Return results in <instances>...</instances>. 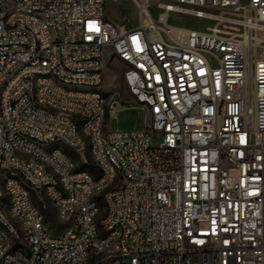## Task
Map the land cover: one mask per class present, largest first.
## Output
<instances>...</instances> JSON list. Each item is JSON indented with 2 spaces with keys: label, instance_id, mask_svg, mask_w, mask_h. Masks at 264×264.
<instances>
[{
  "label": "built area",
  "instance_id": "built-area-1",
  "mask_svg": "<svg viewBox=\"0 0 264 264\" xmlns=\"http://www.w3.org/2000/svg\"><path fill=\"white\" fill-rule=\"evenodd\" d=\"M128 1L140 34L106 20V0H0V264H264V58L256 59L264 29L247 18L264 13V0ZM189 9H198L199 33L182 34ZM220 25H234L236 48L209 36ZM51 32L64 44L52 43ZM240 44H248L246 55ZM108 47L141 71L134 79L125 69L124 80L148 113L156 106L144 130L107 128L96 97L52 90L57 77L103 88ZM248 68L260 78H249ZM122 110L113 97L112 120ZM81 116L92 117L86 133L99 139L96 158L83 149ZM100 130H109L111 145L100 143ZM48 137L71 139L78 165L94 163L92 174L69 177L65 153L46 149ZM106 154L119 168L129 164L130 177L103 198L110 223L95 240L93 220L102 215L89 195L112 183ZM35 193L55 196L68 218L63 231L50 230ZM128 225L144 228L150 244L129 233L119 242L115 226L128 232ZM109 244L116 255H106Z\"/></svg>",
  "mask_w": 264,
  "mask_h": 264
},
{
  "label": "bare ground",
  "instance_id": "bare-ground-1",
  "mask_svg": "<svg viewBox=\"0 0 264 264\" xmlns=\"http://www.w3.org/2000/svg\"><path fill=\"white\" fill-rule=\"evenodd\" d=\"M202 15H210L209 5H202ZM195 16H198V9H189L185 14L184 19H181L182 34L199 33V26L194 25ZM227 18H234V10H226ZM247 18L250 20L252 28L264 29V13H255V11H247ZM191 24V25H186ZM190 26H193V28ZM131 33L140 34L141 25H136L131 28ZM209 36H217L227 48H236L238 46V37L235 35L234 25H220L218 29H209ZM51 42L56 44H64V36L58 32H51ZM248 53V44H240L239 55ZM264 58V44H257L256 59ZM96 63H103V56H96ZM125 69L130 75H134V79H141V71H138V66L133 62H125ZM249 78H260V71L255 68H248ZM127 86V84H126ZM52 90H58L64 94H85L86 96H94L97 102H100V117H104V123L112 120V103L113 97H108L103 91V88L98 84H83L71 83L65 81L64 77H57L52 83ZM136 102L144 105L143 98H135ZM164 104L172 105L171 94H164ZM151 115H156V106H149ZM46 111H53V104L46 103ZM58 117H65V109H58ZM92 117L81 116L79 136H84L83 149L89 150V158H96L100 155L99 139H93ZM145 141H152V133H145ZM100 143L102 145H111V137L109 130H100ZM46 149L57 154H64L67 158L69 177L83 178L85 175L92 174L91 167L94 168V163H83L78 166V161L73 157L74 152L73 142L71 139L62 137L46 138ZM106 165L112 171V183H104L99 189H91L89 195L90 207L96 209L97 215H102L100 220H93V229L95 240H103L104 225L110 223V214H105V205L103 198L116 195L115 186H121L122 178L130 177V165L122 164L119 168V159L113 154H106ZM47 177L58 178V169L47 168ZM46 192H52V183H46ZM51 206L54 209L57 220L68 225V218L64 217V210H59V205L55 202V196H47ZM115 233L118 234L119 242H127L128 233L136 234V238H143V244H150V237H144V228H138L137 225H128V232H122V226H115ZM106 255H116V244L106 246ZM93 264H102V259L93 258Z\"/></svg>",
  "mask_w": 264,
  "mask_h": 264
},
{
  "label": "rangeland",
  "instance_id": "rangeland-1",
  "mask_svg": "<svg viewBox=\"0 0 264 264\" xmlns=\"http://www.w3.org/2000/svg\"><path fill=\"white\" fill-rule=\"evenodd\" d=\"M104 17L119 28L131 29L138 24V14L134 5L128 0H106ZM186 25H191L187 24ZM193 26H190V28ZM125 65L117 59L115 53L108 47L104 60V82L103 91L108 97L119 99L123 105V110L114 120H109L107 128L114 130H144L151 124V111L144 108V105L136 102L129 93L124 80ZM73 157L81 162L83 158L77 153H72ZM81 168V165H78ZM42 198V201L40 200ZM35 200L41 202L43 211L50 230L55 232L63 231L66 224L55 219V212L46 196L36 194ZM46 206L44 209L43 206ZM129 264V261H127Z\"/></svg>",
  "mask_w": 264,
  "mask_h": 264
},
{
  "label": "trees",
  "instance_id": "trees-1",
  "mask_svg": "<svg viewBox=\"0 0 264 264\" xmlns=\"http://www.w3.org/2000/svg\"><path fill=\"white\" fill-rule=\"evenodd\" d=\"M87 157H88V156H87ZM90 170H91V171H94V168H93V167H91V168H90Z\"/></svg>",
  "mask_w": 264,
  "mask_h": 264
}]
</instances>
